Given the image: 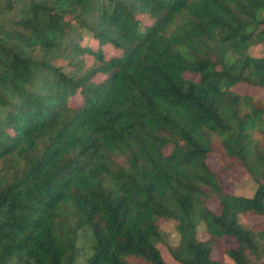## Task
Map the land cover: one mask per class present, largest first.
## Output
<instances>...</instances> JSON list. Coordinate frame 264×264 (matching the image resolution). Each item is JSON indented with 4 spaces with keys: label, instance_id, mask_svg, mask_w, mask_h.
<instances>
[{
    "label": "trees",
    "instance_id": "1",
    "mask_svg": "<svg viewBox=\"0 0 264 264\" xmlns=\"http://www.w3.org/2000/svg\"><path fill=\"white\" fill-rule=\"evenodd\" d=\"M263 43L264 0H0V264L263 263Z\"/></svg>",
    "mask_w": 264,
    "mask_h": 264
},
{
    "label": "rangeland",
    "instance_id": "2",
    "mask_svg": "<svg viewBox=\"0 0 264 264\" xmlns=\"http://www.w3.org/2000/svg\"><path fill=\"white\" fill-rule=\"evenodd\" d=\"M141 18H142V22H143L142 24L144 26H146L150 23V20L146 16H141ZM81 43L82 44H89L91 47L98 46L97 41L90 39L89 37H85L83 39V41H81ZM99 48L102 51V53L104 54V56L107 58L110 57L111 55H114L117 53V50H115L111 45H109L107 43L100 44ZM263 48H264V43L260 44V45H256L255 47H253V50H252L253 54L259 55ZM85 59H86V62L88 64H90L92 62V57H90L89 55H85ZM186 76L192 77L194 79L197 78L196 76H192V75H188V74H186ZM101 78L102 77H100L98 79H101ZM234 90L241 92V93L252 92L254 94H257L264 101V90L263 89L252 88V87H249L245 84H237L234 86ZM79 100L80 99L78 97L77 98L75 97L74 99L71 100V102L78 103ZM207 163L209 164V166L213 170L218 172L221 184L223 185V187L228 192L235 194V195H240L243 197L252 196L256 184L253 180H251L247 176V174L244 172V170L242 168L229 169L227 172L221 171L222 166L220 164V161L217 160V157L215 156V154H211L210 156H208ZM248 220L251 223H259V222H262L264 220V218L260 217V216L252 215L248 218ZM161 228L168 235L167 236V242L171 245L176 244V242L178 241V233L174 227V222L173 221H164L161 224ZM198 236L200 239H204L206 237L205 231H204L202 226H200L198 229ZM221 241H222V245L224 248L232 247L235 244L234 239L231 237H223L221 239ZM158 248H159L160 253L162 255V258L166 264H180L171 258V256L169 255V253L166 249V245L159 243ZM212 257L229 262V260L226 257L221 255L220 250L218 248H214L212 250ZM137 264H142V263L138 262ZM253 264H264V261H263V263H253Z\"/></svg>",
    "mask_w": 264,
    "mask_h": 264
}]
</instances>
